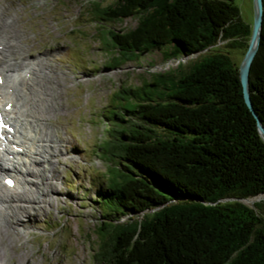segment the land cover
I'll list each match as a JSON object with an SVG mask.
<instances>
[{"label": "trees", "instance_id": "trees-1", "mask_svg": "<svg viewBox=\"0 0 264 264\" xmlns=\"http://www.w3.org/2000/svg\"><path fill=\"white\" fill-rule=\"evenodd\" d=\"M92 4L99 35L105 28L106 68L156 50L165 61L186 59L120 86L101 114L108 129L97 150L107 182L97 193L111 211L96 229L97 264H264V139L238 65L218 49L243 55L251 25L233 0ZM262 4L249 92L264 127ZM128 17L136 20L131 29L101 25Z\"/></svg>", "mask_w": 264, "mask_h": 264}, {"label": "rangeland", "instance_id": "rangeland-1", "mask_svg": "<svg viewBox=\"0 0 264 264\" xmlns=\"http://www.w3.org/2000/svg\"><path fill=\"white\" fill-rule=\"evenodd\" d=\"M115 1L0 0V33L13 38V46L6 52V64L16 61L17 65H36L29 81L33 89L29 102L34 101L29 108L30 113L38 115L42 124L39 131L50 142L43 143L39 156L34 154L23 177L35 184L41 177L34 172L48 167L47 173L53 178L45 181L56 188L42 197L44 201L39 203L36 216L30 220L21 217L23 223L9 227L11 236L4 227L0 229L2 264H97L96 229L104 221L101 213L111 211L107 200L97 193L107 182V163L97 150L108 129L101 114L107 109L111 93L120 86L139 85L150 79L151 73L166 71V61L158 50L119 68H106L105 28H100V36L99 23L93 20L90 10L92 3L104 7ZM233 2L242 20L251 25L253 0ZM101 25L127 30L136 25V20L128 17ZM218 49L228 54L234 64L241 62L240 48ZM50 100L55 104L52 111L45 110ZM43 155L50 158L49 165L41 160ZM244 202L252 206L251 202ZM28 211L33 212L30 208ZM118 218L119 223L127 219ZM0 226H6L1 213Z\"/></svg>", "mask_w": 264, "mask_h": 264}, {"label": "bare ground", "instance_id": "bare-ground-1", "mask_svg": "<svg viewBox=\"0 0 264 264\" xmlns=\"http://www.w3.org/2000/svg\"><path fill=\"white\" fill-rule=\"evenodd\" d=\"M12 39L7 38L3 32L0 33V117L7 124V131H4L3 138H0V177L2 176L3 181L0 182V205L5 204L7 206V209L0 207V213L5 216L6 220V226H0V229L4 227V231H7L9 235L11 234L9 227L12 228L23 223L21 217L30 220L36 216L40 209L39 203L44 201L42 197L48 191H56L54 186L52 187L49 182L45 181L53 178V174L49 176L47 173L49 171L48 167H45L42 172H34L36 176L41 177L40 181L35 184L23 177L28 171L27 165L34 161L32 160L34 154L39 156L42 153L40 149L43 148V143L50 142L39 131L42 124L38 115L30 113L29 108L33 106L34 102H29L30 95L33 93L29 81L34 75L36 65L28 62L27 64L17 65L16 61L6 64V57L8 56L6 52L7 49L13 46L12 41L10 42ZM21 72H23L22 76ZM21 87L25 89L23 90ZM41 99L39 98V100ZM49 102V107L45 110L52 111L55 104L51 100ZM20 148L21 150L18 151ZM44 159L46 164L49 165L47 159L50 160V158H45L43 155L41 160ZM4 160L8 161L11 166L7 162L5 165ZM7 177L12 178V183L9 186L5 183ZM27 186H29V189ZM18 188H21V190L18 191ZM31 188L32 190H30ZM27 207L32 209L33 212L28 211ZM0 264L2 263L0 262Z\"/></svg>", "mask_w": 264, "mask_h": 264}, {"label": "water", "instance_id": "water-1", "mask_svg": "<svg viewBox=\"0 0 264 264\" xmlns=\"http://www.w3.org/2000/svg\"><path fill=\"white\" fill-rule=\"evenodd\" d=\"M262 14H263L262 0H253V21L251 24V33L248 40L246 51L244 52L242 60L238 65V75H239V81L241 84L244 102L248 107V109L253 114L256 120V126L258 132L260 133L261 137L264 139V127L262 126L259 117L252 108V104L250 100V92H249V70L259 45Z\"/></svg>", "mask_w": 264, "mask_h": 264}, {"label": "built area", "instance_id": "built-area-1", "mask_svg": "<svg viewBox=\"0 0 264 264\" xmlns=\"http://www.w3.org/2000/svg\"><path fill=\"white\" fill-rule=\"evenodd\" d=\"M185 60L186 59H174V58L169 59L165 63V68H166V70H169L171 68H175L179 65L180 62H183Z\"/></svg>", "mask_w": 264, "mask_h": 264}, {"label": "snow or ice", "instance_id": "snow-or-ice-1", "mask_svg": "<svg viewBox=\"0 0 264 264\" xmlns=\"http://www.w3.org/2000/svg\"><path fill=\"white\" fill-rule=\"evenodd\" d=\"M7 183L11 184V181L9 180V181H7Z\"/></svg>", "mask_w": 264, "mask_h": 264}]
</instances>
